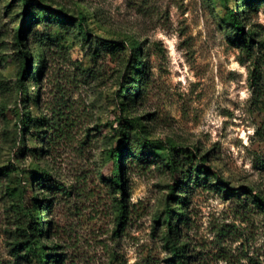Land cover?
I'll list each match as a JSON object with an SVG mask.
<instances>
[{
    "label": "rangeland",
    "instance_id": "obj_1",
    "mask_svg": "<svg viewBox=\"0 0 264 264\" xmlns=\"http://www.w3.org/2000/svg\"><path fill=\"white\" fill-rule=\"evenodd\" d=\"M37 2L76 21H27V61L15 37L22 2L0 0V165L25 169L16 171L23 200L0 176V264H40L13 249L27 206L48 225L35 237L44 264L48 249L60 254L54 264H174L163 224L172 148L190 174L175 202L185 212L176 237L188 264H264V0H33L35 9ZM240 2L250 45L224 21L236 7L241 17ZM103 41L124 49L112 54ZM136 46L145 71L120 113L127 81L137 76ZM41 117L51 124L40 127ZM133 117L120 225L109 154L118 118ZM199 164L215 175L197 172ZM42 169L51 173L39 190L49 209L41 201L36 213L28 180Z\"/></svg>",
    "mask_w": 264,
    "mask_h": 264
},
{
    "label": "trees",
    "instance_id": "obj_2",
    "mask_svg": "<svg viewBox=\"0 0 264 264\" xmlns=\"http://www.w3.org/2000/svg\"><path fill=\"white\" fill-rule=\"evenodd\" d=\"M246 1L247 5H255L257 0H243ZM22 4V13L24 14V18L20 21L19 26L16 29V40H17V49L19 52L22 54L25 60L29 61V54L26 49H24V35L26 33V22L29 21L31 23L37 22L41 18L47 19V17H53L58 15V22L60 24H67V23H74L72 21H76V19H73L71 16H68L66 14H62L59 11H53V12H48L47 10L42 9V6L37 2L36 6L39 8L35 9V6H33V0H21ZM238 8H240V13L241 17L237 11L234 9H228L226 17L224 18V21L227 22L228 25H230L232 29V34L233 37L245 45H250L252 43V38H251V32L244 31V22H243V17L245 15V6L244 4L242 5V2L238 4ZM47 11V12H46ZM28 14L29 17H26L25 14ZM80 29L83 28L82 24L80 22L77 23ZM102 46L107 49L108 52L110 53H115L119 49H124V45L121 44L119 47L118 44L109 42V41H103ZM38 58L40 60V63H42V55L39 53ZM132 69L134 70V76L135 78H130L127 81L126 88H125V93L127 96V99H125L121 104H119L118 109L120 113H125L129 110L130 108V103L134 101V99L138 95L139 91V86H140V78L142 77L144 71H145V66L143 65L142 61V55L140 53L139 48L137 46L134 48V54L132 57V64H131ZM23 71L28 73L27 69L24 68ZM258 70L255 69L253 70L254 73H259L257 72ZM133 76V77H134ZM256 77V74L254 75ZM132 120H125L123 121L122 119L117 120V129L116 133L118 135V139L116 142L113 144L112 148L110 149V158L112 160V173L110 176V182L118 189L119 194H120V200H119V224L121 225L122 222H124L126 218V203H125V195H126V188L124 185V179H123V171H124V157L132 153V148L130 147L131 141H132V135H131V129H133L132 122L136 123L138 125L139 121L136 117L131 118ZM30 121L31 118L29 116H26L22 120V131L25 132L29 127H30ZM38 122V125L40 127H43L44 125L46 126L47 124H51L50 120L47 119L46 117H41L40 119L36 120ZM52 127V125H49ZM54 127V126H53ZM55 128V127H54ZM23 137V136H22ZM45 135H41L40 141L43 144L45 140H41ZM24 138H20V141H24ZM23 151V150H22ZM178 149L172 148L170 149L168 153V157L166 159V166L170 172V174L173 176V184L169 185V192L166 195V200H165V205L163 208V224L165 225L166 228V233L171 238L170 241V251L173 256H177V259L173 260L174 264H188L187 259L185 254H184V248L185 245L179 241L176 236L178 235V230H177V223L178 221L184 222L185 221V212L184 210L180 211L179 207L175 206V202L180 199L178 197V194L176 193V187L178 189H185L187 187V180L189 179V172H186L184 169L182 159L180 158V155L178 153ZM20 169L18 165H14L10 162L6 164L0 165V176H5L8 178L9 183H11L8 186L9 194L13 198H20L24 199L25 196V189L21 185L20 189L18 186L20 185L19 180V175L16 173V171L20 172ZM195 170L199 173H204V174H212L215 175L214 172H210L206 167L202 165H198L197 169ZM22 171H25L23 169ZM15 173L18 175L16 176ZM23 173V172H22ZM19 177V178H18ZM18 179V180H16ZM51 179V173L46 171L45 169H42V171L36 172L34 174H31L29 178V190H30V195H31V200L34 205H36L35 212L38 213L37 208L39 207L41 201H45V208H46V213L48 212L49 209V200L47 198H39V190L41 188V182L49 181ZM18 181L19 183L14 184L15 182L13 181ZM218 185V182H215ZM224 188H227L224 186ZM178 192H181V190H178ZM250 195L255 197V194H253L251 191L249 192ZM257 199L260 200L259 197ZM180 201V200H179ZM262 201V200H261ZM263 202V201H262ZM173 203V204H172ZM181 203L183 206L187 205V199L184 196L181 199ZM28 207V208H27ZM24 207L23 210L25 214V218L23 219V224L21 227H19V231L17 234V240L14 243L13 249L15 250V254L18 257H22L24 259H31L33 260L34 258L36 260H39L40 264H44L41 258L40 250L38 247V241L36 240V236L42 235L45 231L48 225L45 224V222L40 218L37 220L32 219V214H31V207L27 206ZM184 208V209H185ZM49 223V221L47 222ZM175 235V236H174ZM176 238H174V237ZM173 238V239H172ZM42 250L45 249L47 250L48 248L43 245L41 247ZM48 249L45 252V256L48 259H45V264H49V259L52 258L53 264L58 260L56 257H58L60 254L58 252H52L50 253Z\"/></svg>",
    "mask_w": 264,
    "mask_h": 264
}]
</instances>
